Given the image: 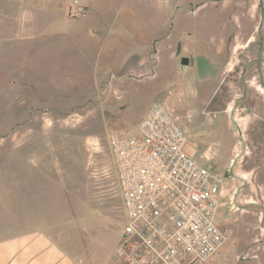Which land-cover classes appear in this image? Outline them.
Masks as SVG:
<instances>
[{"label": "rangeland", "instance_id": "374dc122", "mask_svg": "<svg viewBox=\"0 0 264 264\" xmlns=\"http://www.w3.org/2000/svg\"><path fill=\"white\" fill-rule=\"evenodd\" d=\"M168 2L0 0V208L17 217L47 199L57 207L53 194L36 197L23 183L66 180L68 220L83 230L77 252L110 264L124 219L107 135L158 100L222 178L217 221L226 239L215 264H256L264 235V0ZM158 36L166 50L148 60Z\"/></svg>", "mask_w": 264, "mask_h": 264}, {"label": "built area", "instance_id": "2783aa9c", "mask_svg": "<svg viewBox=\"0 0 264 264\" xmlns=\"http://www.w3.org/2000/svg\"><path fill=\"white\" fill-rule=\"evenodd\" d=\"M178 120L156 100L107 135L124 219L112 264H209L223 246L222 178L196 157Z\"/></svg>", "mask_w": 264, "mask_h": 264}, {"label": "crops", "instance_id": "0c3cea01", "mask_svg": "<svg viewBox=\"0 0 264 264\" xmlns=\"http://www.w3.org/2000/svg\"><path fill=\"white\" fill-rule=\"evenodd\" d=\"M158 1L161 2L160 5H164V0ZM150 2L153 3V0ZM161 39L159 36L151 39L153 49L149 50L150 54L146 56L148 60L158 58L161 50L165 49ZM224 43L223 39L220 51L224 48ZM166 47L168 48V45ZM191 47L190 41L187 40L184 46L186 55L193 52ZM187 58L189 61L188 56ZM157 67V60L150 62L151 71L155 73ZM23 185L34 187L36 197L41 194H51V196L53 194V197L57 199L56 202L58 201V206L56 207L55 203L52 204V201L47 199L35 205L36 209L33 213L24 208L17 217L9 216L1 207L0 264H92L94 260H97L93 252H77L78 246L76 249V245L81 244L80 238L83 230L78 226H73V222L71 223L67 217L66 203L63 201L64 195L71 190L68 188L67 181L64 179H28ZM6 227H14V229L4 231ZM257 245L259 247L256 264H264V235L259 238ZM115 247L108 254L107 261L110 264H112ZM216 261L214 257L209 264H215Z\"/></svg>", "mask_w": 264, "mask_h": 264}, {"label": "water", "instance_id": "95a60500", "mask_svg": "<svg viewBox=\"0 0 264 264\" xmlns=\"http://www.w3.org/2000/svg\"><path fill=\"white\" fill-rule=\"evenodd\" d=\"M179 52H180V47L178 45L177 50H176V53L178 54ZM180 62L182 64V66H185L188 63V58L185 57V56H183V57H181Z\"/></svg>", "mask_w": 264, "mask_h": 264}]
</instances>
